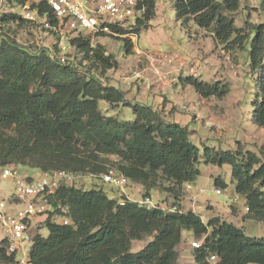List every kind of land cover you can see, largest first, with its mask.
<instances>
[{"label": "trees", "instance_id": "trees-1", "mask_svg": "<svg viewBox=\"0 0 264 264\" xmlns=\"http://www.w3.org/2000/svg\"><path fill=\"white\" fill-rule=\"evenodd\" d=\"M13 1L20 6L30 1V9L58 26L54 11L44 0ZM172 1L177 20L185 27L193 22L230 46L245 40L250 45V66L253 71L259 69L254 83L257 95L262 96V101L254 105L251 119L264 127V23L252 25L246 21L241 28L236 26L235 15L242 0ZM138 7L143 12L133 24L112 25V29L126 35L138 34L141 27L149 26L156 17L157 0H140ZM19 17L5 14L4 20ZM55 36L58 40L59 36ZM90 40L89 36H78L71 44L84 57L101 64L103 71L115 68L116 58L105 55L101 45L93 47ZM123 40L127 53H131L132 40ZM54 46L57 49V42ZM47 51L32 52L14 40H0L1 167L65 169L78 174H101L114 169L129 183L142 184L144 197L151 198L150 191L159 181L171 182L173 193L175 187L192 186L201 174L199 165L203 159L206 164H229L235 192L248 208L246 217L264 223V162L254 153L207 145L201 152L191 138L189 125L168 120L153 104L128 101L121 88L102 83L99 77L80 76L75 61L52 60ZM181 79L204 97H223L229 91L227 85L194 76ZM103 102L109 110L127 103L135 120H121L103 112ZM111 155L118 157L117 168L108 166ZM77 183L62 185L50 198L56 212H61L59 205L68 207L72 223L48 220L49 235L37 233L34 237L31 264H179L177 247L185 230L198 237L205 235L201 247L193 251L196 264H264V239L248 236L242 228L219 216L206 222L199 214L183 211L177 205H140L129 197L118 201L103 186L86 189ZM215 185L228 187L221 177L215 179ZM147 236L153 238L134 251L133 241ZM211 254H216L215 261L209 260Z\"/></svg>", "mask_w": 264, "mask_h": 264}, {"label": "rangeland", "instance_id": "rangeland-1", "mask_svg": "<svg viewBox=\"0 0 264 264\" xmlns=\"http://www.w3.org/2000/svg\"><path fill=\"white\" fill-rule=\"evenodd\" d=\"M27 4L30 6V2ZM21 11L22 6L13 0H0V40H14L32 52L55 48V30L44 27L37 16L36 19L24 18ZM10 13L20 17L5 21L4 15ZM235 21L238 28L244 26L246 21L252 25L264 23L262 0H242ZM242 36H245L244 32ZM91 38L93 47L101 45L105 55H112L120 63L118 62L115 68L103 71L101 64L95 59L84 57V53L74 45L68 60L77 63L80 76H96L102 83L115 86L120 82L118 74L123 73L131 83L134 79L145 76L147 90L143 93L147 94V102L153 104L168 120L189 125L191 138L200 147L201 152L206 145L218 149H240L254 153L264 162V127L255 124L251 119L254 105L262 101V96L257 95L254 83L259 69L253 71L250 66V45L246 40L243 44L230 46L216 38L210 30L200 28L193 22L185 27L176 18L172 0H157L156 17L149 26L141 27L138 34H126L121 37L92 35ZM123 38L132 40L134 45L131 53H127ZM137 47L140 49L137 50ZM137 59L142 62L146 60L144 66L138 69L135 68ZM187 76L220 86L227 85L229 91L223 97H204L190 83L182 81L181 78ZM130 98L128 96V99ZM126 104L120 103L109 110V105L103 102L101 109L103 112L115 114L121 120L133 121L134 111ZM117 160L115 155L108 156V166L117 168ZM204 162L203 159L199 165L200 176L189 188L175 187L173 193L170 191L171 182L159 181L149 194L153 205L169 208L177 205L183 211L192 210L199 214L206 222L210 217L219 216L242 228L248 236L264 239V223L246 217L248 209L244 199L235 192L231 165L218 166ZM19 168L24 173L35 172L28 166ZM1 173L0 166V186L3 194L7 196L10 194L12 180L2 179ZM217 177L226 181L228 187H217ZM77 185L86 189L95 185L103 186L109 195L118 201L125 197L133 201L145 198L144 187L136 182L127 184L123 189L104 184L99 178L83 179ZM216 189L222 190V193H216ZM63 208L67 209V206ZM35 231L45 237L49 235L46 222L39 224ZM190 233L186 230L183 232L182 241L190 243L191 250L188 255H185V251L184 254L179 252L180 264H196L192 242L204 241L205 235L198 237ZM152 238L147 236L143 240L133 241V250H140Z\"/></svg>", "mask_w": 264, "mask_h": 264}, {"label": "built area", "instance_id": "built-area-1", "mask_svg": "<svg viewBox=\"0 0 264 264\" xmlns=\"http://www.w3.org/2000/svg\"><path fill=\"white\" fill-rule=\"evenodd\" d=\"M44 1L54 11L58 20L57 27H54L46 17L38 16L35 10L30 9L28 2L21 5V15L28 19L38 17L44 27L55 30L59 36L56 40L57 49L49 50V56L52 60L62 63L69 59L73 38L89 36L92 39V35L122 36L112 29V25L125 27L133 24L143 12V9L138 7L140 0ZM92 40L90 41L93 44ZM33 170L35 171L33 174H28L18 167H2L1 178L12 180V187L10 194L5 196L0 186V264H31L30 251L37 234L35 229L39 224L47 223L48 220L56 224L72 223V219L67 215L68 207L65 209L59 205L61 212H56L50 201L62 185L72 186L86 177H100L104 182L119 189H123L129 183L126 176L114 169L101 174H78L65 169ZM189 187L190 184L187 185V188ZM216 193L221 194L222 190L216 189ZM139 203L155 206L148 197ZM202 243L195 240L192 245L199 248ZM216 259V254L210 255V260Z\"/></svg>", "mask_w": 264, "mask_h": 264}, {"label": "crops", "instance_id": "crops-1", "mask_svg": "<svg viewBox=\"0 0 264 264\" xmlns=\"http://www.w3.org/2000/svg\"><path fill=\"white\" fill-rule=\"evenodd\" d=\"M140 48H138L137 47V50H139ZM133 51H135L134 49H133ZM145 59V58H144ZM143 59V60H144ZM118 62L120 63V61L118 60ZM146 63V60H144L143 62L140 60H138L137 59V63L135 64V68L136 69H138L140 66L142 67V66H144V64ZM123 73H121V74H118V80L120 81V82H118L117 84H119V85H116V86H118L119 88H121L124 92H125V97H126V99L128 100V101H130V102H136V101H139V102H144V103H148L147 102V94L145 95L143 92L145 91V90H147V78L145 77V76H143V78H144V80H143V78H136V79H134L133 80V82L131 83V80L129 81L128 80V78H127V76H125V75H122ZM123 76H124V78H123ZM154 78H156V76H154ZM125 79H127V80H125ZM109 85H113V84H109ZM128 90H129V92H128ZM128 92V93H127ZM128 96H130L131 98V100L130 99H128ZM111 113V112H110ZM191 192L193 193V191L191 190ZM191 234V233H190ZM183 240V239H182ZM187 243V244H186ZM177 249L179 250V252L181 253L182 252V254H184L183 253V251H185V255H188V252H189V250H191V246H190V243H188V242H181L179 245H178V247H177ZM184 255V256H185ZM183 255H181V257H182ZM179 264H180V262H179Z\"/></svg>", "mask_w": 264, "mask_h": 264}]
</instances>
